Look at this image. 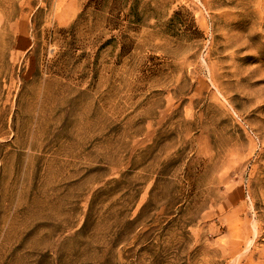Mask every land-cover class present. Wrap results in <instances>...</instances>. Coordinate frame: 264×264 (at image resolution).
Returning a JSON list of instances; mask_svg holds the SVG:
<instances>
[{
    "label": "rangeland",
    "instance_id": "obj_1",
    "mask_svg": "<svg viewBox=\"0 0 264 264\" xmlns=\"http://www.w3.org/2000/svg\"><path fill=\"white\" fill-rule=\"evenodd\" d=\"M0 264H264V0H0Z\"/></svg>",
    "mask_w": 264,
    "mask_h": 264
}]
</instances>
